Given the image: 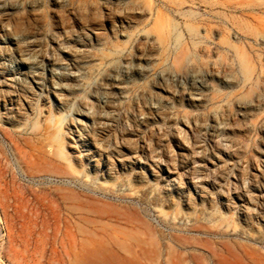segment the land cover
Segmentation results:
<instances>
[{
    "label": "rangeland",
    "instance_id": "obj_1",
    "mask_svg": "<svg viewBox=\"0 0 264 264\" xmlns=\"http://www.w3.org/2000/svg\"><path fill=\"white\" fill-rule=\"evenodd\" d=\"M0 264H264V0H0Z\"/></svg>",
    "mask_w": 264,
    "mask_h": 264
}]
</instances>
